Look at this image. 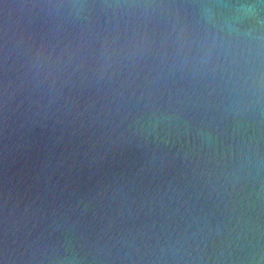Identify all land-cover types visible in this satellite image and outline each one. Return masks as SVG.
Returning a JSON list of instances; mask_svg holds the SVG:
<instances>
[{
	"label": "water",
	"instance_id": "water-1",
	"mask_svg": "<svg viewBox=\"0 0 264 264\" xmlns=\"http://www.w3.org/2000/svg\"><path fill=\"white\" fill-rule=\"evenodd\" d=\"M45 2L48 0H0V264H34L7 250L11 233L25 219L29 228L39 231L59 214L75 221L82 231L102 235L105 239L125 234L129 239L137 237L135 247L127 256L113 250L107 259L90 260L84 264H264V188L260 180H244L234 188L225 179V173L232 165L230 152L234 156L235 143L215 133L214 142L209 143L199 135L202 130L212 131L215 125L221 124V113L216 106L225 93L215 81L194 80L180 73L160 81L161 93L153 97L155 106L175 113L186 122L173 129L162 173H149L137 165L143 155L142 148L138 153L128 152L109 160L90 179L81 180V188L86 189L89 183L98 182L101 190H107L109 195L112 188L120 184L132 189L131 216L128 215V205L117 211L114 210L116 203L107 198L93 201L84 209L83 205L76 207L66 198L39 192L40 178L35 173L39 171L44 145L48 143L50 131L46 128L36 127L29 133L31 148L25 153L18 152L15 164H9L6 170L7 93L13 89L19 93L26 61L40 46L42 35L45 55L51 51L52 57L51 65L46 64V68L50 67L49 71L57 77L55 91L60 94L59 102L64 103V98L69 101L70 114L65 119H72L74 127L82 115L87 123L88 112L103 114L109 106L112 90L119 91L122 84L127 86L126 94L151 87L150 82L160 72L161 57L163 62L169 61L164 48L157 52L155 45L147 44L149 39L159 38L161 29L155 20L141 22L127 14L121 19V12L128 13L132 9L117 8L113 20L111 10L106 17L104 10L97 7L90 12L97 25L95 30L78 32L64 26L57 33L48 32L45 13L38 8ZM85 2L140 5L179 4L185 0ZM141 38L146 49L143 55L139 47ZM102 45L106 51L100 58ZM13 46L14 51L10 53ZM101 64L112 75L111 88L88 86V78L93 73L98 74ZM20 98L17 96V100ZM25 106L22 104L14 113L17 119L23 118ZM227 126L231 127L230 124ZM70 132L71 128L64 134L69 136ZM91 132L92 129L77 127L79 138H69L68 150L80 152L85 147L81 141ZM59 151L56 149L57 153ZM10 178L18 193L24 194L27 189L25 199L29 207L26 211L16 205L15 194L14 198L9 197L7 185ZM169 181L176 189L170 201L165 197L154 200L151 205L144 203L143 192L159 193ZM193 219H202L207 225L205 240L201 244L203 251L199 256L193 252L195 259L170 256L157 259L151 254L158 238L163 240L169 233H183ZM217 227L219 235H216Z\"/></svg>",
	"mask_w": 264,
	"mask_h": 264
},
{
	"label": "clouds",
	"instance_id": "clouds-1",
	"mask_svg": "<svg viewBox=\"0 0 264 264\" xmlns=\"http://www.w3.org/2000/svg\"><path fill=\"white\" fill-rule=\"evenodd\" d=\"M97 7L104 10L106 17L111 10L113 20L117 8L133 10L121 12L122 20L126 14L141 22L155 20L161 29L159 38H151L147 44L155 45L157 52L164 48L169 61L163 62L161 57L160 72L150 82L151 87L126 94L127 86L122 84L119 91L112 90L109 106L103 114L88 112L86 124L81 114L79 124L74 127L72 119H65L70 114L69 101L64 98V103L59 102L60 94L55 91L57 77L49 71L50 67L46 68V64L51 65L52 57L51 51L45 55L42 35L40 46L26 61L19 93L15 89L7 93L6 170L9 164H15L18 152L25 153L31 148L29 133L36 127L46 128L50 131L48 143L44 145L43 160L35 173L40 178L39 192L66 198L76 207L83 205L84 209L93 201L107 198L116 203L114 210L120 211L128 205L131 216L132 189L120 184L114 186L109 195L107 190H101L98 182L89 183L86 189L80 187V182L90 179L109 160L128 152L138 153L142 148L143 155L137 165L153 174L164 171L166 149L172 143L173 129L186 122L175 113L156 107L153 97L161 93L160 81L180 73L194 80L215 81L225 93L216 106L221 113V124L215 125L212 131L199 133L209 143L214 142V133L235 143L236 152L234 156L230 152L232 165L226 171L225 179L234 188L241 181L259 179L264 188V0H185L179 4L140 5L48 0L38 5L45 13L48 32L57 33L64 26L78 32L95 30L97 25L90 12ZM139 47L143 55L146 50L143 38ZM104 51L102 45L100 58ZM88 79L89 87L111 88L112 75L103 64L98 74L93 73ZM17 96L21 98L17 100ZM22 104H26L23 118L17 119L14 113ZM77 127L92 129V132L81 141L85 147L80 152H73L68 150L67 143L71 136L79 138ZM69 128L71 132L66 136L64 133ZM58 148L59 153L56 152ZM7 190L10 199L15 194L16 205L26 211L29 207L25 199L27 189L24 194L18 193L10 178ZM175 190L169 181L159 193L143 192L142 199L149 205L165 197L170 201ZM206 228L202 219H193L183 233H169L163 240L158 238L151 254L157 259L169 256L195 259L193 252L199 256L203 251L201 244ZM219 231L217 227L216 235ZM136 243L137 237L129 239L128 234L105 239L102 235L87 233L75 221L59 214L36 232L28 227L25 219L12 231L7 250L34 264H84L107 259L113 250L127 256Z\"/></svg>",
	"mask_w": 264,
	"mask_h": 264
}]
</instances>
